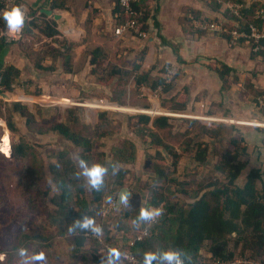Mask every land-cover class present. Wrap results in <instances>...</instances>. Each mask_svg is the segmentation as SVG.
<instances>
[{"label":"trees","instance_id":"trees-1","mask_svg":"<svg viewBox=\"0 0 264 264\" xmlns=\"http://www.w3.org/2000/svg\"><path fill=\"white\" fill-rule=\"evenodd\" d=\"M211 1L216 3L214 0ZM229 1L243 5L239 16L228 10L230 15L227 14V17L230 20L238 22L246 31L251 24L264 30V19L259 16L264 9L262 1H254L250 5L243 0ZM117 6L122 21L125 15L118 3ZM133 6L142 12L138 19L139 30L147 32V10L140 0L133 2ZM58 7L63 6L59 4ZM217 22L223 23L230 30L235 28L229 23ZM45 30L48 36L57 34L53 27L45 26ZM261 44L264 45V41ZM255 54L264 57L262 51ZM98 68L103 72L107 70L100 65ZM137 68H139L137 65L133 67L134 70ZM219 72L223 76L226 70L222 68ZM108 75L109 81L103 86L111 87L114 93L115 98L110 102L121 105L117 101L124 95L120 90L124 85L121 81L118 83L111 81L114 78L127 80L130 71L112 68ZM17 76V71L13 68H8L0 74V94L12 90ZM134 84L136 87L144 86L152 91L161 88V93L172 89V84L165 83L164 75L150 79L147 74H138L134 77ZM172 101L176 103L174 110L185 109V104L179 102L177 97ZM6 112L8 126L14 134L20 132L16 121V115L20 114L27 118V126L35 133L56 134L62 137L76 155L73 157L68 149L49 150V158L54 160L49 166L51 182L46 181L47 186L42 193L29 194L27 197L29 204L22 219L27 230L22 231L21 228L19 237L12 245L0 247L1 253L13 252L18 247L26 248V244L29 243L38 247L41 245L49 251L55 244L67 242L70 244L68 264H100L98 252L103 251L106 254L109 248H117L122 254H130L137 264H142L143 254L147 251L168 249H182L190 253L192 264H214L218 260L226 264H238L237 258L250 264L251 261L264 264V165L257 168L249 167L248 144L240 133L229 137L223 149L212 147L214 163L199 179L201 170L209 164L207 142L195 143L193 146L188 144L189 146L186 145L187 148L180 153L173 146L163 143L160 138L159 132L171 126L168 117L150 118L142 113L127 117L130 123L135 120L132 133L141 139V143L148 144L149 148L154 149V154H146L147 168L151 176L149 182L145 184L147 190L145 199L137 201L134 199L135 194H132L128 205L122 204L116 208L117 193L127 187L126 177L130 174L128 167L135 163L137 148L136 145L121 140L106 150L107 145L104 141L119 132L109 128V114L99 113L97 126L91 128L78 127L80 122L78 109H68L65 112V123L58 121V114L49 119L36 121L34 116L25 114L24 107L19 103L7 107ZM193 123L191 120L187 121L188 125ZM224 127L221 124L216 129L199 126L198 134H205L209 139L217 140L222 138L226 130ZM234 129L233 126L230 127V130ZM259 131L264 133L262 129ZM158 148L166 151L171 162L167 161L166 156ZM192 151H194L192 160L198 166L183 168L182 172H178L180 161ZM0 159L6 164L23 162L31 178L35 177L39 167V175L41 178L44 177V161L35 145H31L25 136H21L19 142L13 145L10 159L2 155ZM79 159H84L89 166L102 164L109 167V172L104 178V187L100 192L83 187L84 178L75 177V173L80 171ZM34 163H37V168L34 167ZM112 163L121 165L119 173L115 176L111 172ZM246 170L248 171L243 177L244 180L239 184L237 179ZM52 189L54 193L50 194ZM111 201L114 202L112 210L114 216H107L104 209ZM141 207L161 208L163 215L154 222L141 224L137 229L134 227V221ZM84 214L92 216L96 224L103 228V236L96 237L91 232L79 230L77 234H68L69 224ZM129 221L132 224L129 225ZM117 233H121V244L117 242ZM202 250H205L210 258L202 257L200 254ZM121 264L130 263L122 258Z\"/></svg>","mask_w":264,"mask_h":264},{"label":"crops","instance_id":"crops-1","mask_svg":"<svg viewBox=\"0 0 264 264\" xmlns=\"http://www.w3.org/2000/svg\"><path fill=\"white\" fill-rule=\"evenodd\" d=\"M17 1L26 9L28 21L20 41L0 47V74L13 68L18 75L12 90L3 94L7 107L19 103L36 121L49 119L53 116L50 113L58 111L62 123L68 109L76 108L79 114L97 111L86 105L99 100L121 110L108 102L115 98L111 87L103 86L109 81L110 70L117 68L130 71L127 80L111 81L124 85L125 107L171 115L169 108H162L160 99L138 96L134 77L147 74L150 79L157 78L173 69L172 89L161 93L160 98L170 102L177 96L185 104L183 111L174 112L233 117L242 121V126L253 127L247 129L246 136L261 133L257 126L264 117L257 108L256 95L264 89V57L255 54L249 42L231 45L228 36L195 24L200 19L237 26L238 22L227 17L230 14L225 6L211 0H140L148 12L146 38L128 33L118 38L113 33L121 19L117 0ZM243 1L247 5L264 3ZM45 26L53 27L57 34L48 36ZM99 65L107 70L103 72ZM135 65L139 66L136 70ZM222 68L226 70L223 76L219 72ZM35 109L42 118L36 116ZM16 116L22 129L26 117ZM48 137L62 146L67 143L56 134Z\"/></svg>","mask_w":264,"mask_h":264},{"label":"rangeland","instance_id":"rangeland-1","mask_svg":"<svg viewBox=\"0 0 264 264\" xmlns=\"http://www.w3.org/2000/svg\"><path fill=\"white\" fill-rule=\"evenodd\" d=\"M171 72H173L174 76V70L170 69ZM167 73V72H166ZM168 79L166 77V74L164 76V81L166 84H171L174 77ZM167 80H170L169 82H166ZM123 88L121 87L120 90ZM138 96L146 99V100H159L162 104V108L166 107L169 108L172 112V114H180L178 116H167L164 114H147L142 113L141 110H134L129 109L126 102L127 99L125 97H121L119 99V103L121 105H118V107H121V110H114V111H104V110H97L85 114H79V125L80 126H87L94 128L98 124V114L106 112L109 114V121H110V129L113 131L117 130L115 136L108 139L107 141H104L107 145V149L109 147L117 142H120L121 140L128 141L131 144L136 145L137 152H136V160L135 163L128 167V170L130 172L129 176L126 177V183L127 188L130 192V196L132 194H135L134 199L139 201L140 199L144 200L145 196L147 195V190L145 188V184L149 182V177L151 176L148 172L147 168V162L148 159L146 158V154H154V149L149 148L150 146L148 144L141 143V139L135 136V134L132 133L131 129L133 128V125L135 124V120L133 119L130 123L127 121V117H131V115H137L140 112L142 114L148 115L150 118H153L155 116H165L170 119V128L162 130L159 132L160 138L163 141V143L173 146L178 152H183L185 148H187L186 145H192L199 142H207L209 144V148L207 151V158H208V165H205L203 169L201 170V174L199 175L202 177L208 170L211 168V164L214 163V156H213V148L214 146L219 148H224L225 144L227 142V139L231 136H236V134H241L242 136H245V142L248 144L247 152L250 155L249 160V167H259L261 165H264V133H258L253 134V138L250 136H246L248 134L247 129H252L253 127H245L242 126V121L237 120L233 117L228 116H221L219 118L211 117L204 114L201 115H190V118L188 115H183L182 112H174V107H176V103L174 101H166L161 99V88H157L155 91H152L149 88H146L144 86L136 87ZM263 90V89H262ZM125 91V90H124ZM261 92H259L256 95V99L259 97ZM125 96V95H124ZM177 97V96H176ZM176 97H174L176 99ZM109 103L110 100L108 101ZM130 110L128 111H122V109ZM258 108V105H257ZM76 109V108H71ZM260 109V108H258ZM37 112V117L42 118V114H39V110L35 109ZM58 110V109H57ZM146 110H151V108H146ZM144 110V111H146ZM261 117H264V110L260 109ZM7 114V112H6ZM58 114V111L50 113V115H56ZM46 115V114H45ZM182 115V116H181ZM61 118V116H60ZM24 119V122L22 123ZM21 119V127L20 132L18 134H14L11 132V141H12V148L13 145L17 144L19 142V139L21 136H25L29 143L31 145H35L37 148V151L39 152L40 156L42 157L45 168H44V177L41 178V175H39V167L38 170H36L35 177L31 178L28 175L27 172V166L22 162L20 163H12V164H6L0 159V247L1 246H9L14 243V241L19 237V232L21 231L22 226H25V223L22 221L23 217L25 216V212L27 211L26 208L28 207L29 201L28 196L29 194L33 193H42L43 190H45V185L48 181L51 182V173L49 172V166L54 163V160L49 158V150L52 149H68L71 155L74 157L76 155V152L73 150V148L66 143L65 146H62L61 143H57L56 139H50L48 134L45 135H39L33 131L32 128L28 127L26 124V118ZM193 121L194 123L192 125H188L187 121ZM66 121V118H65ZM264 123L263 121H260ZM219 124L224 125L225 132L222 136V138H219L217 140L209 139L205 134H198L199 133V126H206L207 128L216 129ZM233 126L235 129L230 130V127ZM27 127V128H26ZM264 130V127H259ZM81 129V128H79ZM109 129V130H110ZM11 131V130H10ZM230 132V133H229ZM256 135V137H254ZM243 136V137H244ZM48 137V138H47ZM260 140V142H259ZM188 145V146H189ZM149 148V149H146ZM160 152H162L163 155L166 156V159L168 162H171V158L169 155L166 154V151H164L161 148H158ZM195 150V149H194ZM193 152L190 154H184L185 157L180 161L178 172H182L183 168H195L198 166V164L192 160ZM2 154H0L1 156ZM3 156V155H2ZM6 158V157H5ZM12 161V160H11ZM14 162V161H12ZM34 167L37 168V163H34ZM248 170L244 171L242 173V176L237 179V182L240 184L244 179L246 173ZM42 174V173H41ZM193 177V176H191ZM47 181V182H46ZM31 186V188H29ZM33 190V191H32ZM54 193V190L52 189L50 194ZM50 197V196H49ZM48 197V202H49ZM122 205V204H121ZM154 208V207H153ZM150 208V209H153ZM105 210L106 206H105ZM107 216H114L113 212H110L109 214H106ZM132 224L129 221V225ZM121 233H117L116 238L118 244L122 243L121 240ZM56 243V242H55ZM26 249L28 250L29 255L43 252L47 258L46 264H68V254L70 252L69 245L67 242H59L54 245L53 248H50L49 251L44 248L43 246H35L32 243L26 244ZM4 258L2 261H0V264H19L20 258L16 255V250L10 253L4 254ZM105 252H98V257L102 259ZM202 257L204 258H210L209 254L202 250L200 252ZM238 260H242L241 258H237ZM76 262L78 260L76 259ZM75 264V263H74ZM79 264V263H76ZM251 264H259V262L251 261Z\"/></svg>","mask_w":264,"mask_h":264},{"label":"built area","instance_id":"built-area-1","mask_svg":"<svg viewBox=\"0 0 264 264\" xmlns=\"http://www.w3.org/2000/svg\"><path fill=\"white\" fill-rule=\"evenodd\" d=\"M135 1L138 0H117V3L121 6V8L123 9V13L125 15L124 19L120 21V24H118L113 30L114 35L118 38H121V36L127 33L139 38H146V32L140 31L138 28V23H139L138 19L142 15V12L138 11L133 6V2ZM214 1L218 4H221L222 6H225L227 10H229L231 13L237 16H239L240 10L243 6L242 4L233 3L229 0H214ZM17 6L20 7L25 12L26 22H27L28 21L27 11L23 6L18 4L17 0H0V24H2V26H0V47L2 45L16 43L23 38L24 28L20 34L15 36H10L7 33L6 25L3 20V12L5 10H10L11 8ZM259 16L261 19H264V9L259 13ZM195 24L196 27L199 29L228 36L231 45H236L239 42H249V44L252 46V50L254 53L261 51L264 53V45L261 44V42L264 41V30H260L257 26L251 24L249 26V30L246 31L243 30L239 25L235 26L234 29L230 30L223 23H219L215 21L209 22V21L198 20L196 21ZM172 76H173V72L168 70L166 73V77L170 79L172 78ZM169 81L170 80H167L166 82ZM256 104L258 105V108L264 110V89L261 91L259 97L256 99ZM72 106H76V105L72 104ZM78 106H85V105H78ZM86 107L89 109H98L104 111L119 110V109L111 108L103 100H99L97 104L86 105ZM6 108H7V99L3 94H0V154L10 159L13 154V148L11 141V131L8 126V120H6ZM178 115L180 114H171L169 116H178ZM188 117L190 118V116ZM258 126L264 127V123L258 122ZM113 208H114V202L111 201L106 206L107 210L104 209V214H109L110 212H112ZM144 233L145 230H143L142 234ZM3 258L4 255L0 254V261H2ZM122 258L130 264H137V261L130 254H122ZM237 263L250 264L248 261H242V260L237 261ZM214 264H226V263L218 260L214 262Z\"/></svg>","mask_w":264,"mask_h":264},{"label":"clouds","instance_id":"clouds-1","mask_svg":"<svg viewBox=\"0 0 264 264\" xmlns=\"http://www.w3.org/2000/svg\"><path fill=\"white\" fill-rule=\"evenodd\" d=\"M3 20L6 25L7 33L10 36L18 35L22 32L26 16L25 12L20 7H13L10 10L3 12ZM80 171L75 173L77 179L83 177V187L90 188L96 192H100L104 187V178L109 172V167L102 164H94L89 166L84 159L78 160ZM121 169L118 163L111 164L112 175H117ZM70 187V186H69ZM129 193L124 191L120 194V202L129 204ZM163 215L161 208L148 209L141 207L139 215L134 221V227L140 228L141 224L154 222ZM27 230L26 226H22V231ZM80 232H91L96 237L103 236V228L96 224L92 216L84 214L81 218L75 219L69 224L67 232L69 235ZM16 255L20 258L19 264H46V256L43 252H38L29 255L28 250L24 247L16 249ZM122 253L117 248H109L107 253L103 255L100 264H121ZM142 264H192L191 254L182 249H168L147 251L143 254Z\"/></svg>","mask_w":264,"mask_h":264},{"label":"water","instance_id":"water-1","mask_svg":"<svg viewBox=\"0 0 264 264\" xmlns=\"http://www.w3.org/2000/svg\"><path fill=\"white\" fill-rule=\"evenodd\" d=\"M124 191H127L129 193V196H130V192L127 188H122L118 191L117 193V198H116V208L120 207L121 206V202H120V194Z\"/></svg>","mask_w":264,"mask_h":264}]
</instances>
